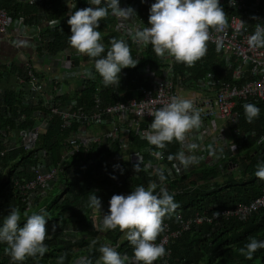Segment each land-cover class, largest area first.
<instances>
[{
  "label": "built area",
  "instance_id": "2783aa9c",
  "mask_svg": "<svg viewBox=\"0 0 264 264\" xmlns=\"http://www.w3.org/2000/svg\"><path fill=\"white\" fill-rule=\"evenodd\" d=\"M22 1L29 4L40 2V0ZM142 1L120 0L122 8L131 7L135 10V16L131 19H118L111 15L114 19V31L120 37L130 39L136 50V61L143 44L134 41V32L150 27L149 20L144 22L140 16H137V6ZM144 1L148 3L150 9L151 5L156 2V0ZM81 2L94 7L88 0H81ZM72 4L73 0H67L64 5L70 9ZM220 6L227 14L228 26L223 33L212 32L213 38L209 43L217 46L216 41L219 38L222 42L220 47L222 55L226 58L231 57V60L228 59L227 65L236 62V66L231 70V76L236 79L242 78L240 83L222 81L219 86L215 87V82L208 79L203 81L199 88L185 87L179 79L172 83L170 76L174 58L166 55L162 58L164 60V68H161L163 76L155 77L153 70L146 66L143 69L145 84H140L132 97H127L125 91L119 92L118 86L113 85L110 86L109 97L106 101H103L101 87L97 86L88 108L76 107L73 95L77 88L76 80L90 78L96 72L95 67L83 66L81 63L75 65L71 59L74 56L86 55L78 53L73 55L71 50L64 49L59 53L57 60H50L51 67L55 64L54 68H62V71L64 69L63 74L65 73L64 78L67 82L61 81V78H51L49 81L43 77L39 79L32 71L34 69L33 55H29L28 51H32L37 56V48L52 39L50 34L43 31L44 20L29 27L22 26L18 30L11 29L8 12L5 9H0V42L12 45L18 51L26 72L25 77L13 75L11 81L13 85H10L9 88L15 91L21 106L33 109L30 116L33 119L32 125L24 127L18 125L26 120L23 113L15 119L14 136L6 129L1 130L0 128V159L6 153L17 149L24 152L35 150L34 143L37 136L45 133L54 119L59 121L61 131H69L68 136L66 135L60 140L57 161L48 160L46 149L40 147L33 153L32 175L28 178L13 177L10 179V188L16 191L21 202L25 204L26 210H30L35 201L47 197L52 187H58L60 190L65 189L68 181L74 180L86 191L91 190L95 183L104 184L103 192L115 191L125 184L130 186L133 179L138 177L142 171L150 179V182L158 181L159 184L157 175L159 170H163L165 176L170 180L201 165H214L220 159L236 153L237 145L232 139L228 148H224L226 131L217 129V123L212 122L222 120L227 121L231 127L236 126L239 118L236 105L237 103L245 105L244 101L248 97H254L264 106V48L252 49L247 42V38L255 31V25L257 23L264 25V0H235V6L231 4L230 0H220ZM45 55L46 53L40 50L39 63L43 59L47 60L44 58ZM42 82H46V84L41 85ZM44 86H46V91L43 89ZM180 92H188V95L180 96ZM173 96L192 101L194 109L199 110L201 114V127L188 133L183 146L177 142L179 152L184 151L186 156H192L187 147L190 144V134L194 136L196 144H200V150H197V154L194 156L197 158V162L192 163L188 168H184L177 159H173L170 165H166L163 150L150 145L146 139L141 138L142 134L149 131L150 124L154 119L147 112L154 111L170 102ZM0 102L5 105L2 91L0 92ZM4 112L9 116L7 107ZM138 112L145 114L137 116ZM234 131L237 134L240 132L237 127L234 128ZM249 134L253 136V132H249ZM208 143L218 144L214 149L210 148ZM213 151H218L221 158L219 155L217 158H213ZM120 152L123 153L119 155V160L112 161V156ZM73 157L86 158L93 168L88 173L75 172V166L71 162ZM99 162H105L109 166L101 167ZM138 163L143 170L137 173L135 165ZM260 190V194L248 204H236L213 214L195 213L185 220L181 216H177L179 218L175 217L173 230L170 229L168 223H164L165 231L156 241L166 250V255L161 258L160 264H168L171 241L179 239L183 233L190 230L192 225L195 227L204 223L218 225L232 217L244 221L253 212L264 208V186ZM119 195L127 196L128 194L122 192ZM86 196L87 194L83 195L80 200ZM98 198L103 200L101 194L98 195ZM109 202L110 200L104 202L102 209H91L89 216L92 230L100 229L99 225H102L103 218L99 216L104 217L109 214ZM216 213L220 215L217 216ZM76 224L75 221H72L63 230L58 231L59 236L78 241L80 239L79 227H75ZM50 237L48 236L47 239ZM119 240L114 245L110 242L105 245L116 249ZM81 258L85 259V257ZM12 263L19 264V262L13 261Z\"/></svg>",
  "mask_w": 264,
  "mask_h": 264
},
{
  "label": "trees",
  "instance_id": "16d2710c",
  "mask_svg": "<svg viewBox=\"0 0 264 264\" xmlns=\"http://www.w3.org/2000/svg\"><path fill=\"white\" fill-rule=\"evenodd\" d=\"M66 1L40 0L38 4H29L22 0H0V9H5L8 12L10 23L15 22V25L18 24L17 26L29 27L44 20L43 31L50 34L52 39L49 42L42 43L37 48L36 54L40 57V50L44 51L46 53L44 58L50 61L56 59L64 49L77 52L69 43V37L71 36V28L67 23L70 18L69 13L90 7V5L82 3L81 0H73L71 8L67 9L64 5ZM136 11L137 16H140L144 22L149 20L150 7L146 1L143 0L137 6ZM113 25L114 19L109 10V16L100 21V27L97 29L101 32V43L105 46V52L101 55H106L107 50L111 47V41L115 38L124 40L128 44L135 60L137 52L130 39H122L114 31ZM10 28L13 27L10 26ZM0 46L13 47L3 42H0ZM28 53L29 55L33 54L30 50ZM138 56L137 61L139 63L135 68H124L119 74L118 91H125L127 97H132L136 93V88L142 83L145 84L143 81L144 67L148 66L152 69L157 78L163 76L161 68L164 66V60L156 56L150 44L141 45ZM71 59L75 65L81 63L83 66H94V60H91L88 56H74ZM228 59L231 60V57L226 58L222 55L221 49L217 51V46L209 43L207 54L197 61L193 67H187L173 60L171 82L174 83L176 79H179L188 88H199L201 83L208 79L215 82V87L219 86L222 81L240 83L243 80L242 78L236 79L231 76V70L236 66V62L228 66ZM3 65L0 64V81L9 70L8 67ZM33 67L34 74L40 76L42 73L37 72L36 63ZM76 83L77 88L73 95L76 107L88 108L97 86L102 89L103 101H106L109 97L111 87L104 86L98 72H94L90 78H80V80H76ZM3 97L5 105L2 104V108H8L9 116L5 115L4 109L0 110L1 130L6 129V131L12 132L16 127L15 119L22 113L26 116V120L18 125L21 127L32 125L33 119L30 116L33 109L21 106L13 89L5 88ZM244 102L259 107L260 115L252 123H248L245 119L244 105L237 103L236 109L239 118L235 124L236 126L230 128L231 136L229 138L237 145L236 153L220 159L214 165H201L183 172L173 179L169 180L167 178L165 181L164 186L170 194H174L175 202L180 205L172 218L164 219V223H168L171 230L174 229V220L177 216H181L185 220L195 213L213 214L218 210L228 209L236 204H248L260 194V189L264 186V180H259L255 176V172L257 171V165L264 162V106L254 97H248ZM59 126V121L54 119L46 132L37 136V141L35 140L34 143L35 150L24 152L17 149L6 153L0 159V226L3 224V218L10 214L12 208L20 210L19 227L21 228L26 223L25 212L31 215L33 212L39 213L41 209H45L51 217L46 218V229L49 236H51L45 241L47 245L46 253L43 257L38 255L36 258H27L22 264H58L59 258L62 256L64 257L63 264H76L81 257L90 260L91 264H97L102 255L99 248L107 242L114 245L119 239L115 250L121 256L127 255L129 257L125 264H133V247L127 240L125 233L120 232L119 229L107 230L106 233L92 230V222L89 216L92 208L88 205L89 197L94 193L102 195L103 201L101 202L103 206L104 202L110 200L113 195H119L122 192L129 195L138 185L146 187L150 179L146 177L144 172L141 171L139 176L133 179L130 186L125 184L115 191L107 192L102 190L103 183H95L91 190L86 191L83 187L78 186L74 180L68 181L65 189L60 190L59 188L60 192L54 191V187H52L48 196L40 201H35L30 210H26L25 204L21 202L16 191L10 188L9 181L11 178H28L32 175L33 153L38 148L44 147L46 149L48 160L56 161L59 158L60 140L69 134V131H61ZM236 127L240 130L239 134L234 133ZM249 132H253V136ZM162 150L165 156L164 162L166 165H170L173 159H169V157H175L179 152V147L174 140ZM71 162L75 166L74 171L78 173H88L93 168L86 158L73 157ZM98 164L101 167L109 166L105 162H99ZM233 168L237 172H232L231 169ZM220 175H226L224 176L225 181L216 180ZM156 182L158 184V181ZM156 191L159 192V187ZM114 192H117V194H114ZM85 194L87 196L80 200ZM99 217L102 218L101 215ZM72 221L79 225L78 234L80 239L78 241H73L70 238L64 239L58 233ZM54 225L55 232H53ZM249 238L264 241V208L253 212L244 221L232 217L218 225L205 223L196 227L192 225L190 230L183 233L179 239L171 241L168 264H264V249L257 250L251 260L246 259L239 252V249L249 242ZM93 240L97 242L94 246L92 245ZM6 247V244L0 243V264H8L6 257L10 256L5 253ZM160 262L161 259L157 260L155 264H160Z\"/></svg>",
  "mask_w": 264,
  "mask_h": 264
},
{
  "label": "clouds",
  "instance_id": "9594fccd",
  "mask_svg": "<svg viewBox=\"0 0 264 264\" xmlns=\"http://www.w3.org/2000/svg\"><path fill=\"white\" fill-rule=\"evenodd\" d=\"M88 2L95 7L69 13L70 18L67 20L71 28L69 43L78 54L94 60L95 70L101 76L105 87L119 86L121 70L135 68L139 62L133 59L128 44L115 38L111 41V47L106 55L102 56L105 46L101 43V32L97 29L100 27V21L109 16V10L111 15L125 20L133 18L135 10L131 7L122 8L120 0ZM230 2L235 6V0ZM148 23L150 27L134 32V41L144 45L150 44L157 57L164 58L167 55L187 67L195 66L196 62L207 54L208 44L213 38L212 32L223 33L228 26L227 14L220 6V0H156L151 5ZM216 42L219 51L222 42L219 38ZM247 42L252 49L264 48V25L257 23L254 33L247 38ZM243 107L248 123L259 117L260 108L255 104H245ZM147 113L154 119L149 131L142 134L141 138L158 149H165L167 144L174 140L183 146L188 133L198 130L202 124L201 114L199 110L194 109L192 101L176 96L160 108ZM144 114L138 112L137 116ZM187 147L194 151L198 145L191 143ZM169 159H177L184 168L197 162L196 157L186 156L184 151L178 152L175 157L170 156ZM140 163L135 165L137 173L143 170ZM157 175L159 185L152 181L147 187L136 186L127 196L113 195L109 202V214L103 217L101 230L119 229L125 233L133 247V264H155L166 255L165 248L156 241L165 231L164 219L172 218L180 207L174 200V194H170L164 186L167 180L164 171L159 170ZM255 176L259 180H264V162L257 165ZM158 187L159 192L156 191ZM88 206L93 210L101 209V199L95 193L90 195ZM24 216L26 223L21 228L20 210L12 208L0 226V243L7 245L5 253L13 262L20 264L27 258H36L38 255L43 257L46 253L45 241L49 236L46 218H51L45 209L31 215L25 212ZM96 243L95 240L92 241L93 246ZM259 249H264V241L249 238V242L240 248L239 252L251 260ZM99 251L102 254L100 257L102 264H125L129 260L127 255L121 256L107 245H102ZM63 260L64 257H60L58 264H63ZM76 264H91V261L81 258Z\"/></svg>",
  "mask_w": 264,
  "mask_h": 264
},
{
  "label": "crops",
  "instance_id": "0c3cea01",
  "mask_svg": "<svg viewBox=\"0 0 264 264\" xmlns=\"http://www.w3.org/2000/svg\"><path fill=\"white\" fill-rule=\"evenodd\" d=\"M10 25H11V27L15 28L16 30H18L20 27H22V26H17L18 24L15 25V22H13L12 24L10 23ZM57 59L58 58H56L55 60H57ZM0 64H4L3 66L8 67V69H9L6 72V76L3 75L4 78L1 79V81H0V91H2V92L4 91L5 88H7V87L9 88L10 85L11 86L13 85V83H11V81H12L14 76L21 75V76L25 77V75H26V72L22 66V62H21L19 53L13 47L11 48L8 46H0ZM11 64H12V66H11ZM36 64H37V72L42 73V74H40V76H38L35 73L39 79H42V77H43V78L48 79V81H49L51 78H56V79L61 78V81L67 82L66 78H64L65 73L63 74L64 69L62 71V68H59V67L54 68L55 64H53V66L51 67L49 60L46 61L45 59H43L42 62L36 63ZM40 84L45 85L46 82H42ZM43 89H44V91H46V86H44ZM22 98H23V95H22ZM1 109L5 110V107L2 108V104L0 102V110ZM13 132H14V130H13ZM98 195H97V197H98ZM99 227H100V229H99L100 232L106 233V231L101 230L102 225H100Z\"/></svg>",
  "mask_w": 264,
  "mask_h": 264
},
{
  "label": "rangeland",
  "instance_id": "374dc122",
  "mask_svg": "<svg viewBox=\"0 0 264 264\" xmlns=\"http://www.w3.org/2000/svg\"><path fill=\"white\" fill-rule=\"evenodd\" d=\"M42 17V16H41ZM122 39H124V37L122 36L121 37ZM35 54V53H34ZM34 54H32V55H34ZM71 54H73V55H75V54H77V52L76 53H73V52H71ZM37 55V54H36ZM39 60H40V58L38 57V55L37 56H33V60H32V62L33 63H39ZM162 68H164V67H162ZM1 92V91H0ZM189 92V91H188ZM188 92H180L179 93V95L180 96H186V95H188ZM33 101V103L35 102V100L33 99L32 100ZM212 123H217V129L219 128V129H223V130H225L226 131V136H225V141L226 142H224V148H228V146H229V142H230V140L231 139H229L230 138V136H231V133H230V128H231V126H230V124L227 122V121H222V120H214ZM199 132H200V130H199ZM11 134H12V136H14L13 134H14V132L12 133L11 132ZM189 140H190V144L191 143H196V140L194 139V136L192 135V134H190L189 135ZM212 143H213V141H212ZM209 144V147L210 148H216V145L218 144V143H214V145L213 144ZM198 145V148L196 149V150H194V151H189L190 152V155H192V156H195L196 154H197V150H200L199 149V146H200V144H197ZM123 152H120L119 154H116V155H114V156H112V158H111V160L113 161H116V160H119V155H121ZM218 155H219V158H221L220 157V153L218 152V151H213L212 152V156H213V158H217L218 157ZM231 171L232 172H237L236 171V169L235 168H233V169H231ZM224 176H226V175H220L219 177H217L216 178V180H218V181H225V178H224ZM54 191H56V192H60V190H59V188L58 187H54ZM75 227H78V225L76 224V225H74ZM72 229V228H71ZM124 237V236H123ZM122 237V238H123ZM7 262H8V264H13L12 263V259L11 258H7ZM99 262H100V264H102V261H100V259H99Z\"/></svg>",
  "mask_w": 264,
  "mask_h": 264
}]
</instances>
